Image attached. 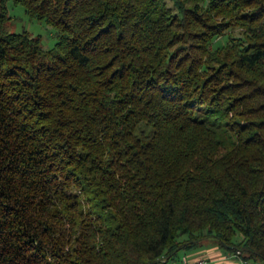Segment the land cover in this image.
Listing matches in <instances>:
<instances>
[{"label":"trees","instance_id":"obj_1","mask_svg":"<svg viewBox=\"0 0 264 264\" xmlns=\"http://www.w3.org/2000/svg\"><path fill=\"white\" fill-rule=\"evenodd\" d=\"M173 2L0 0V264H264V0Z\"/></svg>","mask_w":264,"mask_h":264},{"label":"rangeland","instance_id":"obj_2","mask_svg":"<svg viewBox=\"0 0 264 264\" xmlns=\"http://www.w3.org/2000/svg\"><path fill=\"white\" fill-rule=\"evenodd\" d=\"M171 6H174L173 0H167ZM10 18L7 20V28L11 31H23L27 30L34 36H40L45 47L50 48L54 46L57 41V30L53 26L49 25L44 20L37 18H31L25 11V7L22 5H15L12 1L9 3ZM241 28L239 26L230 28L223 36H217L214 38V46H222L229 39L241 38ZM238 238V236L236 237ZM239 239V238H238ZM170 261L169 264H172ZM179 264V263H178Z\"/></svg>","mask_w":264,"mask_h":264},{"label":"crops","instance_id":"obj_3","mask_svg":"<svg viewBox=\"0 0 264 264\" xmlns=\"http://www.w3.org/2000/svg\"><path fill=\"white\" fill-rule=\"evenodd\" d=\"M185 255V254H184ZM191 259L205 258V264H259L255 261H247L241 258L238 254L229 251L224 246L211 244L195 251L186 253ZM181 256L176 257L172 264H178ZM169 264V263H168Z\"/></svg>","mask_w":264,"mask_h":264},{"label":"built area","instance_id":"obj_4","mask_svg":"<svg viewBox=\"0 0 264 264\" xmlns=\"http://www.w3.org/2000/svg\"><path fill=\"white\" fill-rule=\"evenodd\" d=\"M240 251L237 252V254L239 253ZM206 263V260L205 258H196V259H191L189 256H183L181 259H180V262L179 264H205Z\"/></svg>","mask_w":264,"mask_h":264}]
</instances>
